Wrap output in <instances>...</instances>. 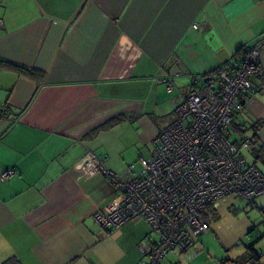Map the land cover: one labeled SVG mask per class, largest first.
<instances>
[{"label": "crops", "instance_id": "0c3cea01", "mask_svg": "<svg viewBox=\"0 0 264 264\" xmlns=\"http://www.w3.org/2000/svg\"><path fill=\"white\" fill-rule=\"evenodd\" d=\"M0 20V264H142L156 238L147 222L94 220L120 193L101 167L129 168L104 136L166 121L155 140L189 88L234 75L255 46L264 71V0H0ZM247 96L234 122L256 138L248 161L264 174V91ZM203 216L210 231L162 264H264V194Z\"/></svg>", "mask_w": 264, "mask_h": 264}, {"label": "built area", "instance_id": "2783aa9c", "mask_svg": "<svg viewBox=\"0 0 264 264\" xmlns=\"http://www.w3.org/2000/svg\"><path fill=\"white\" fill-rule=\"evenodd\" d=\"M260 57L255 46L234 75L222 71L189 88L176 107V122L154 140L149 158H139L141 169L132 164L120 177L101 167L120 193L95 214V223L112 231L136 220L147 222L156 238L141 248L142 264H162L172 251L191 250L210 231L203 214L218 200L233 197L252 207L264 194L263 172L243 155L244 149H257L256 138L246 135L235 143L229 134L248 93L264 91ZM167 91H174L170 80ZM15 175L7 170L1 180Z\"/></svg>", "mask_w": 264, "mask_h": 264}, {"label": "rangeland", "instance_id": "374dc122", "mask_svg": "<svg viewBox=\"0 0 264 264\" xmlns=\"http://www.w3.org/2000/svg\"><path fill=\"white\" fill-rule=\"evenodd\" d=\"M165 122L164 120H153V129L148 128L147 130L143 128L140 123L134 128H131L129 124L120 123L123 125L121 128L112 134L104 136V142H108L110 139L114 138L112 143L114 150H112V152L115 154L118 167L126 169L132 164H135L138 170L141 169L138 154L141 153L145 158L150 157V153L154 150V135L152 134L157 130V127L162 126ZM234 138L238 137L234 136ZM240 139L241 137H239L238 140ZM105 152V154H108V151ZM250 152L249 149L243 150L244 156L249 161L253 155ZM110 156L112 157L111 152Z\"/></svg>", "mask_w": 264, "mask_h": 264}, {"label": "trees", "instance_id": "16d2710c", "mask_svg": "<svg viewBox=\"0 0 264 264\" xmlns=\"http://www.w3.org/2000/svg\"><path fill=\"white\" fill-rule=\"evenodd\" d=\"M241 51V50H240ZM238 52V54L237 55H239V57L241 56V52ZM244 54V53H243ZM247 53L245 52V55H246ZM18 69H20V71L21 72H26V73H30L31 75H36L34 72H32V71H30L29 69H27V68H23V67H18ZM222 71H224V70H220L218 73H220V72H222ZM217 73V74H218ZM216 75V74H215ZM235 120V119H234ZM120 122V119H117V121L115 122V124H117V123H119ZM115 124H112V123H107V124H105L104 126H102L100 129H99V131H103V130H107V129H109L110 127H112L113 125H115ZM245 133H246V131L245 130H243V129H240V127H238L236 124H235V122L233 121V123H232V126H231V129H229V134H230V137L232 138V140L235 142V143H238L239 142V137H244V136H246L245 135ZM234 136H237L238 138H234ZM249 250H250V252L251 253H253L254 251H253V248L252 247H250L249 248ZM243 260H246V259H243Z\"/></svg>", "mask_w": 264, "mask_h": 264}]
</instances>
